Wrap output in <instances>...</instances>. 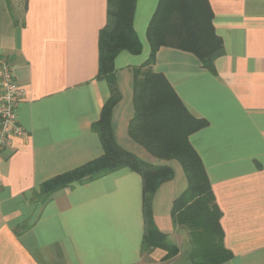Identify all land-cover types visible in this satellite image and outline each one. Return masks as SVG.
Returning a JSON list of instances; mask_svg holds the SVG:
<instances>
[{"label": "crops", "instance_id": "0c3cea01", "mask_svg": "<svg viewBox=\"0 0 264 264\" xmlns=\"http://www.w3.org/2000/svg\"><path fill=\"white\" fill-rule=\"evenodd\" d=\"M223 40L215 72L192 52L157 51L163 73L188 111L208 126L190 141L208 172L223 215L222 264H264V0H208ZM159 0H137L134 28L142 51L115 58L119 100L112 128L123 148L174 177L152 201L166 246L143 249V178L121 168L75 181L46 197L45 182L104 153L93 124L111 96L99 79L100 31L108 0H0V65L25 89L18 108L25 134L0 150V264H191L187 228L173 221L188 185L182 164L150 152L129 133L135 116L134 67L149 57L147 37Z\"/></svg>", "mask_w": 264, "mask_h": 264}, {"label": "trees", "instance_id": "16d2710c", "mask_svg": "<svg viewBox=\"0 0 264 264\" xmlns=\"http://www.w3.org/2000/svg\"><path fill=\"white\" fill-rule=\"evenodd\" d=\"M137 0H108L107 24L100 31L99 79H106L111 96L101 116L93 124L104 153L78 168L58 175L43 187L46 197L75 181H88L121 168H130L143 178V209L146 232L143 249L166 246V236L154 224L152 201L159 186L174 177L169 165H155L123 148L112 128V110L119 100L114 76L115 58L122 50L133 54L142 51L134 28ZM213 11L208 0H159L150 20L147 37L149 57L135 66V116L130 135L153 154L177 159L183 166L188 185L173 203L172 217L177 225L188 229L191 241V264H222L233 257L224 243L219 207L203 160L190 141V135L206 126L205 118L193 116L186 108L167 77L153 69L157 51L171 46L194 53L203 67L215 72V60L224 44L213 24Z\"/></svg>", "mask_w": 264, "mask_h": 264}, {"label": "built area", "instance_id": "2783aa9c", "mask_svg": "<svg viewBox=\"0 0 264 264\" xmlns=\"http://www.w3.org/2000/svg\"><path fill=\"white\" fill-rule=\"evenodd\" d=\"M25 89L15 78L7 63L0 65V150L11 145L13 134H25L19 123L18 108Z\"/></svg>", "mask_w": 264, "mask_h": 264}]
</instances>
